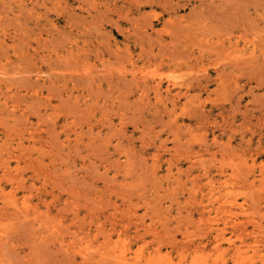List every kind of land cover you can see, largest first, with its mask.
I'll return each instance as SVG.
<instances>
[{"label":"rangeland","instance_id":"obj_1","mask_svg":"<svg viewBox=\"0 0 264 264\" xmlns=\"http://www.w3.org/2000/svg\"><path fill=\"white\" fill-rule=\"evenodd\" d=\"M0 264H264V0H0Z\"/></svg>","mask_w":264,"mask_h":264},{"label":"bare ground","instance_id":"obj_2","mask_svg":"<svg viewBox=\"0 0 264 264\" xmlns=\"http://www.w3.org/2000/svg\"><path fill=\"white\" fill-rule=\"evenodd\" d=\"M131 81L134 84L136 91L139 93L140 99H145L148 97L146 92L148 91L150 86L154 90L156 96L161 95L160 89L162 87L163 80L160 75L157 76L156 72L154 73L153 71H148L143 75L131 73ZM168 81L169 84L166 86L165 92L167 95H171L170 87L178 85V82L175 79H169ZM178 92L180 93V91ZM175 106L176 103H174L173 107Z\"/></svg>","mask_w":264,"mask_h":264}]
</instances>
